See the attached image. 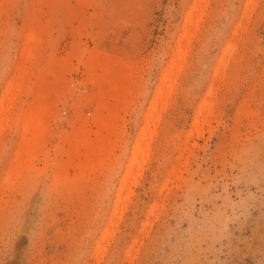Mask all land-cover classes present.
I'll use <instances>...</instances> for the list:
<instances>
[{
  "label": "rangeland",
  "instance_id": "rangeland-1",
  "mask_svg": "<svg viewBox=\"0 0 264 264\" xmlns=\"http://www.w3.org/2000/svg\"><path fill=\"white\" fill-rule=\"evenodd\" d=\"M0 264H264V0H0Z\"/></svg>",
  "mask_w": 264,
  "mask_h": 264
}]
</instances>
